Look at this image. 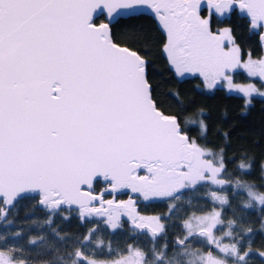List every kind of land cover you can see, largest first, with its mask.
<instances>
[{
	"label": "snow or ice",
	"instance_id": "6c2138e0",
	"mask_svg": "<svg viewBox=\"0 0 264 264\" xmlns=\"http://www.w3.org/2000/svg\"><path fill=\"white\" fill-rule=\"evenodd\" d=\"M143 8L159 22L163 51L177 76L198 75L207 89L223 82L245 97L264 96L255 84H237L232 75L242 70L264 83V55L253 58L249 52L243 59L232 28L215 27L217 18L238 11L264 50V0H0V220L34 194L51 215L75 205L81 219L103 216L112 229L127 216L134 231L151 239L147 251L129 244L110 264H251V244L242 247L235 219L216 235L229 205L220 193L231 183L223 150L202 146L177 116L161 111L147 61L112 39L111 21ZM105 12L108 22L97 24L96 16ZM201 129L206 130L203 122ZM98 180L107 192L128 190L144 201L178 202L185 191L215 186L220 192L208 194L220 207L183 219L182 234L170 249L167 240L158 246L166 235L161 217L141 215L132 195H94L90 190ZM236 186L247 192L246 208H264V192L240 180ZM176 210L170 203L169 213ZM46 223L52 224L51 216ZM95 232L90 229L79 247L63 254L66 237L55 228L59 247L43 236L30 239L43 259L23 254L14 242L19 232L0 234V264H109L82 250ZM258 255L264 258V251Z\"/></svg>",
	"mask_w": 264,
	"mask_h": 264
},
{
	"label": "trees",
	"instance_id": "16d2710c",
	"mask_svg": "<svg viewBox=\"0 0 264 264\" xmlns=\"http://www.w3.org/2000/svg\"><path fill=\"white\" fill-rule=\"evenodd\" d=\"M102 19L103 17L99 16L96 22ZM217 20L216 28H232L243 59H247L249 52L253 58L264 55L259 35L249 30L248 20L238 11L230 17ZM111 33L116 42L137 50L146 58L147 78L158 107L165 113L176 115L189 137L202 146L216 152L223 150L227 168L225 178L231 183L223 191L228 197L229 205L223 209L222 218L225 224L218 227V232L221 234L228 230L227 221L235 219L237 221L235 233L239 234L242 247L247 248L251 244V264H264V258L258 255L259 251H264V208L257 204L246 208L247 192L236 186V181L240 180L254 186L255 190L264 192V96L253 94L252 101L247 104L244 95L229 92L220 84L214 89L205 88L202 78L198 75L177 76L163 51L165 34L152 15L140 13L120 17L111 24ZM233 76L236 81H253L259 88L264 89V83L249 77L242 70L233 73ZM201 122L206 126V130L201 129ZM241 163L251 165L250 169L242 170L239 167ZM102 184L101 180H98L95 187L99 189ZM210 191L220 192L215 186L200 187L195 191H185L178 202L142 201L140 209L145 213H164L162 218L167 233L178 236L183 231V219L192 213L203 214L220 207L211 200L208 194ZM38 201L39 197L36 195L20 199L7 211L6 221L10 223L0 220V234L18 231L20 236L15 238L14 242L17 247L24 249L23 254L30 259L45 257H37L36 251L39 249L30 245L28 241L43 236L49 243H53L55 241L53 228L61 236L66 237V242L60 248L61 254L65 250L72 251L79 247L78 241L82 240L92 227L89 221L82 220L79 212L72 210H65V213L59 211L51 215L40 207ZM170 203L177 204V210L173 214L169 213ZM50 216L51 225L46 223ZM248 228L252 229L251 233L245 232ZM131 231L128 225L116 231L104 223L92 237V243L95 245L98 239L103 243L99 247L91 243L82 250L90 258H111L115 253L125 251L134 241ZM12 239L9 236V240ZM227 240L229 241V238L225 237L224 241ZM149 242L147 238L146 243ZM55 244L59 247L61 242L55 241Z\"/></svg>",
	"mask_w": 264,
	"mask_h": 264
},
{
	"label": "flooded vegetation",
	"instance_id": "af4514ba",
	"mask_svg": "<svg viewBox=\"0 0 264 264\" xmlns=\"http://www.w3.org/2000/svg\"><path fill=\"white\" fill-rule=\"evenodd\" d=\"M103 17V19H104V15L102 14V15H100V17ZM102 19V20H103ZM102 182V181H101ZM103 184H102V186L99 188V189H97V187H95V191L96 192H98V193H101L102 195H103V198L105 199V200H108V199H113V198H116V199H119V200H127L128 199V197L131 195L129 192H121L120 194H113V193H110V192H107V191H105V188L107 187V185L104 183V182H102ZM133 196V195H132ZM135 199H136V201H137V210L139 211V213L141 214V215H144V216H159V217H161V222L165 225V223H164V218H162V216L163 215H165L164 213H145V212H143L141 209H140V206L143 204V203H141L142 201H144L142 198H139V197H136V196H133ZM152 201V200H151ZM40 205V204H39ZM99 204L97 203L96 204V206H98ZM41 207V206H40ZM43 209H46L47 210V208H45V207H42ZM65 210H72V211H78V209H76V208H69V207H62V209L60 210V211H62L63 213H65ZM48 211V210H47ZM49 212V211H48ZM50 213V212H49ZM128 217L127 216H121V218H120V223H121V227H119V228H117V229H112L108 224V226L112 229V230H116V231H120V228H124L125 227V225H128L130 228H131V234L133 235V237H134V241L133 242H131L130 244H133V245H138V246H140L141 248H143V249H145L146 251L148 250V249H150L151 247H152V241H151V239L145 234V233H141L139 230H133V226H132V224H131V222H130V220H128L127 219ZM88 221H89V223L92 225V227L90 228V229H93V228H95L96 229V231H97V229L99 228V226H102V225H104V223H105V220H106V217H103V216H91V217H89V218H86ZM9 220H11V219H9ZM106 224V223H105ZM219 227V226H218ZM18 232V231H17ZM15 233V232H14ZM96 233V232H95ZM219 232L217 231L216 232V235L219 237ZM221 235V234H220ZM177 236H172L171 234H168L167 233V231H166V235L165 236H162L160 239H159V241H158V246H160V245H162L164 242H165V240H167L168 241V243H169V246H170V249H171V243H172V241H174L175 240V238H176ZM95 238V237H94ZM147 238L149 239V243H146V241H147ZM146 240V241H145ZM193 246L194 247H198V248H200L201 247V245L199 244V243H196V242H194L193 243ZM126 251V250H125ZM124 251H119V253L117 254V253H115L114 255L115 256H113V257H111V258H101V259H96V260H98V261H110L111 259H117L118 258V256H119V254H122ZM110 264V263H109Z\"/></svg>",
	"mask_w": 264,
	"mask_h": 264
},
{
	"label": "water",
	"instance_id": "95a60500",
	"mask_svg": "<svg viewBox=\"0 0 264 264\" xmlns=\"http://www.w3.org/2000/svg\"><path fill=\"white\" fill-rule=\"evenodd\" d=\"M140 13H146V14H149V15H152L154 18H155V16H154V14L151 12V10L150 9H147V8H143V9H141V10H138V11H135V12H129V13H127V14H122V15H120V16H117V17H115L112 21H111V23H110V28H111V24L112 23H114L117 19H119L120 17H127V16H130V15H136V14H140ZM104 15V19L103 20H101V21H99V22H96L97 24H100V23H106V22H108V18H107V14H106V12L105 13H98V15L96 16V18L97 17H99L100 15ZM95 18V19H96ZM112 39H113V37H112ZM113 41L115 42V43H117L119 46H121V47H127L128 49H130L131 51H135V52H137L139 55H141L137 50H134V49H132V48H130L129 46H127V45H124V44H120V43H118V42H116L114 39H113ZM142 56V55H141ZM145 60H146V58L144 57V56H142ZM146 75H147V67H146ZM148 79V78H147ZM149 81V80H148ZM150 83V82H149ZM150 85H151V83H150ZM155 100V99H154ZM161 111H163L162 109H160ZM164 112V111H163ZM165 113V112H164ZM165 114H167V115H174V114H170V113H165ZM174 116H176V115H174ZM102 181V180H101ZM103 182V181H102ZM96 183V182H95ZM95 183H94V186H93V188L90 190V191H92L93 192V194L94 195H102L101 193H98V192H96L95 191ZM105 183V182H104ZM122 192H129L128 190H124V191H122ZM121 193V192H120ZM120 193H116V194H120ZM130 193V192H129ZM131 195H133V196H135V194H132V193H130ZM34 195V194H33ZM95 204H97L98 202H94ZM41 207H44V206H42V205H40ZM99 206V205H98ZM97 206V207H98ZM62 207H68L67 205H65V206H62ZM72 208H76V209H78L77 208V206H75V205H73V206H71ZM48 210V209H47ZM49 211V210H48ZM79 212V211H78ZM93 216H95V215H93ZM89 217H91V216H89ZM89 217H85L84 219H82V220H85L86 218H89ZM128 219V218H127ZM129 220V219H128Z\"/></svg>",
	"mask_w": 264,
	"mask_h": 264
},
{
	"label": "rangeland",
	"instance_id": "374dc122",
	"mask_svg": "<svg viewBox=\"0 0 264 264\" xmlns=\"http://www.w3.org/2000/svg\"><path fill=\"white\" fill-rule=\"evenodd\" d=\"M222 28V27H221ZM232 75H233V73H232ZM233 80H234V82L235 83H237V84H241V85H245V84H248V83H253V84H255L253 81H247V82H243V81H236L235 79H234V76H233ZM220 85L221 86H223L227 91H229V92H237V91H235V90H229V88L226 86V84H224L223 82H221L220 83ZM256 85V84H255ZM256 87L260 90V91H264V89L263 88H259L257 85H256ZM237 93H239V92H237ZM240 94H242V93H240ZM242 95H244V94H242ZM245 99H246V102L250 99L251 101H252V96L251 97H245ZM247 104H249V103H247ZM220 194H222V195H225L223 192L222 193H220ZM217 209H219V208H217ZM208 212V211H207ZM206 213V212H205ZM204 214V213H203ZM198 215H202V214H198ZM227 231V230H226ZM225 232V231H224ZM223 233H221V235H222ZM220 234H219V236H221ZM97 241H102V240H97ZM225 243H228L229 241L227 240V241H224ZM95 243H96V241H95ZM93 244V246H97V245H95L94 243H92ZM196 248H198V247H196ZM112 260H115V259H111L110 261H107V262H111Z\"/></svg>",
	"mask_w": 264,
	"mask_h": 264
}]
</instances>
